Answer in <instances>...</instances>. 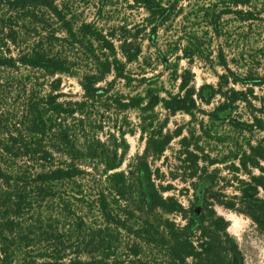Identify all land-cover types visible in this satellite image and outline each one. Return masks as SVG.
<instances>
[{
    "label": "trees",
    "instance_id": "obj_1",
    "mask_svg": "<svg viewBox=\"0 0 264 264\" xmlns=\"http://www.w3.org/2000/svg\"><path fill=\"white\" fill-rule=\"evenodd\" d=\"M184 1L132 0L147 14L135 21L113 0H0V264H246L216 206L264 234V56L209 47L232 39L225 17L247 41L264 15L256 0ZM181 18L200 27L160 45ZM197 60L222 70L215 85L197 87ZM179 114L191 121L170 131ZM137 135L143 153L123 169ZM176 139L165 166L194 189L189 209L152 165Z\"/></svg>",
    "mask_w": 264,
    "mask_h": 264
},
{
    "label": "rangeland",
    "instance_id": "obj_2",
    "mask_svg": "<svg viewBox=\"0 0 264 264\" xmlns=\"http://www.w3.org/2000/svg\"><path fill=\"white\" fill-rule=\"evenodd\" d=\"M211 0H207L206 3H209ZM215 1V0H213ZM132 0H113V10L116 12V15H125L130 20L139 21L147 16L146 12L143 9H135L131 10L129 5H132ZM184 7H186V11L189 12L190 8H193V4L196 5V3H202L200 0H192L191 4H189V1H184ZM257 5L259 6V9L262 10L264 15V0H256ZM185 13V15L187 14ZM92 13L90 10H87L88 20L92 19ZM183 19L177 20L174 27L171 29V31L166 34L164 31H161L159 34V40L160 45H165L166 41L169 39V35H178L176 30H179V27L186 26L187 29H190L193 27H200L198 24L191 23H183ZM224 27H225V34L228 35V33L231 34L232 39L225 41L223 36L221 39L214 38L213 34L210 33V37H213L212 45L209 47V50L214 53V55H217L221 48H223L226 55L231 58L233 55H236L241 52H250L255 53L258 52L259 55L262 57L264 56V34L261 36H258L259 32H257L256 35H251L250 38H248L247 41H243L244 33L246 30V25L243 23L238 22L235 20L233 16H227L224 18ZM264 26V23H262ZM262 30V27L260 26L257 28V31ZM201 31V30H200ZM184 44H182L181 48ZM181 68L186 69L188 68V62L186 60L181 61ZM193 72L196 75V84L197 87L204 83L213 84L215 85L217 83V77L215 75V71L222 73V70L219 67L211 68L210 65L205 64L199 60L195 62L193 65ZM162 69V68H161ZM160 69V70H161ZM215 69V70H214ZM214 70V71H213ZM63 91L67 93L69 96H73L76 98H80L82 96V90L80 85L78 84L77 80L71 79V78H64V85H63ZM255 94L258 98V100H264V87L263 88H257L255 90ZM219 100H216L214 105L218 103ZM258 101H255V104L260 107V104H258ZM133 115V118H135ZM165 115H162V118H164ZM136 119V118H135ZM191 121V118L189 116L179 114L170 119V123L168 125V129L170 131L176 130L178 126H185L187 127L189 122ZM205 121L208 122V119L205 118ZM187 133H185L186 135ZM263 135V134H262ZM259 135V136H262ZM180 139H176L172 142L169 149L166 151L165 156L158 161H154L152 163L153 169L159 168L161 170V173H165V181L162 183L164 186H167L168 184H171L173 187V190L171 192L165 193V197L169 196H175L180 202L183 203V205L189 209L192 207L195 203L196 197H195V191L192 187H187L184 183H182L179 180L173 181L171 178V175H169L166 164H170L174 161V157L176 156L177 151L179 150V144L178 141ZM128 141L130 143V152L127 157V161L123 166V169H126L127 165L131 163L139 154L143 153L144 150V143L140 140V135H137L135 137H128ZM206 149H211V146H206ZM221 148H218L219 151ZM220 169H222L221 173L223 177H227L228 171L225 170L224 166H220ZM182 173L179 172V176ZM230 176V175H228ZM159 183V182H158ZM225 186V182L220 184V187ZM233 185H236V183H233ZM187 190V192H184L182 194L181 191ZM226 193L228 195L234 194V190L229 187L227 188ZM216 211L219 215L223 216L226 220L230 222V228L229 232L231 235H233L237 241L239 242V245L245 255L246 264H264V234L260 233L256 226L253 224V222L248 219L247 217L237 214L235 212L229 211L221 206H216ZM165 218H170L171 220L179 223L184 224V220L178 216V215H165Z\"/></svg>",
    "mask_w": 264,
    "mask_h": 264
}]
</instances>
